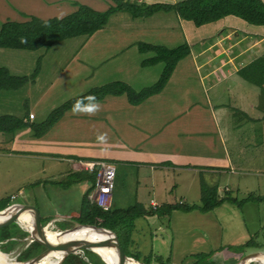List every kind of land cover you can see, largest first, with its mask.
Returning <instances> with one entry per match:
<instances>
[{
  "label": "crops",
  "instance_id": "obj_1",
  "mask_svg": "<svg viewBox=\"0 0 264 264\" xmlns=\"http://www.w3.org/2000/svg\"><path fill=\"white\" fill-rule=\"evenodd\" d=\"M33 1L38 6L44 4L42 0ZM131 1L153 3L158 0ZM86 3L100 10L97 0ZM8 10L4 0H0V12L10 14L4 17L0 15V23L6 20L24 21L31 17L30 13L18 6L14 13ZM229 17L235 16L228 15L203 25H214L210 33L213 39L207 40L197 52L190 51V54L179 60L161 92L149 96L141 103L131 105L124 95H108L97 102L100 110L95 115H75L71 109L65 111L41 137H35L28 127L6 137L9 150L14 154L9 151L4 154L11 161L14 157L22 159L21 162L15 161L27 166L22 180L31 190L41 189L43 195L49 182H55V188L61 192L76 190L77 200L72 207L66 208L61 216H54L52 220L46 219L50 213L43 207L39 209V221H55L58 229L74 222L72 219L78 215L82 195L90 183L82 181L62 187L59 182L71 172L85 170V163L91 161L136 163L135 194L139 197L152 195L150 207H153L152 204L186 203L184 197L178 201L177 197H172L173 190L169 184L171 178L176 181L177 195H188L193 190L194 194L196 192L200 196V179L216 186L219 191L222 188L218 186L219 182L233 175L250 173V170L255 171L257 176L259 173L264 175V76H253L263 82L259 86L247 81L239 73L240 69L264 55V25H256L259 29L249 34L233 33L221 29L224 25L221 22ZM176 18L179 26L187 27L186 23L181 22L182 19ZM79 52L56 71L57 75L52 81H44L41 95L48 94V98L40 96L26 108L25 113L18 112L20 116L27 115L30 121L40 122L63 101L97 85H93L96 73L87 71L93 64L80 60ZM3 66L10 73L15 70L17 75L22 74V65L19 63ZM40 72L30 85L38 81ZM254 72V69L249 70V75ZM64 74L67 76L61 85L63 90L52 92L54 81ZM116 79L127 84L133 81L126 79V76ZM77 82L79 89L75 86ZM25 86H29V83ZM58 96L60 100L55 102ZM34 109H42L39 120ZM100 134L107 135L106 142L97 140ZM154 163L163 165L156 166ZM11 177L15 178L13 173ZM18 188L17 194L4 198L9 199V207L17 201L18 196L24 195L21 187ZM224 189L230 190L227 185ZM24 196L14 208L20 212L18 216L29 212L18 209V205L33 206L38 211L32 192ZM158 198L160 200H156ZM135 202L141 203L139 200ZM42 204L44 206L45 201ZM234 204L223 202L208 212L199 209L188 212L172 210L166 216L150 214L137 217L127 245L129 256L136 255L140 262L147 258L149 263L154 264H183L181 261L184 264H197L199 255L213 253L209 257L216 255L220 257V262L227 264L239 256L235 254L236 246L253 239L252 235L259 229L248 226L244 214ZM244 212L250 218L252 211L245 206ZM262 212L264 214V209L260 211V216ZM29 218L31 216H19V227L23 222L22 227L27 228ZM14 222L9 223H17ZM152 224H157L155 229H151ZM1 235V238L17 239V233L9 237L3 232Z\"/></svg>",
  "mask_w": 264,
  "mask_h": 264
},
{
  "label": "rangeland",
  "instance_id": "obj_2",
  "mask_svg": "<svg viewBox=\"0 0 264 264\" xmlns=\"http://www.w3.org/2000/svg\"><path fill=\"white\" fill-rule=\"evenodd\" d=\"M88 1L90 0H42L44 4L40 6H38L33 0H18V2H16V0H4V3L9 9L8 11L13 13L14 11H17L18 6L25 12L30 13L31 16L52 18L63 17L69 14L75 9L76 5L79 4H85L89 6V4L86 3ZM175 1L178 0H164V2ZM144 3L149 4V2L147 1H145ZM97 4V7L100 10H105L114 5L115 2H113L112 0H97ZM0 15L2 17L10 16V14L7 12H0ZM181 22L186 23L187 27L179 26L180 24L178 23L174 11H160L157 13L155 12L150 16L134 18L128 11L120 10L111 14L106 25L101 30L95 32L88 39L86 36H76L56 43L50 48H40L33 51L0 48V66L11 63H19L22 65V69L20 70V72H22L21 75H30L38 63L39 71L34 80L41 70L39 79L34 84L30 85V82H33V80L28 82L29 86L24 85L25 87L23 86V88H19L16 90L0 91V115L8 113L23 117L20 116L18 112H20V114L25 113L26 108L40 96H43V98L47 99L48 94L41 95L42 85L45 84L44 81H52L57 75L56 71L58 72L62 67L66 65V62L74 58L77 51H80L78 53L80 60H86L93 64L87 69L89 73H96L93 85L97 84L96 86H100L102 84L117 81L116 78H125V76L126 79L134 81L129 82V85L136 91L142 89L146 85L155 83L162 70L163 63H158L155 65L142 64V61L144 59L152 57L154 53L152 51L141 52L138 49V42L143 41L146 43L159 44L168 48H173L178 45L188 43V45L192 46L190 51L197 52L202 48V46L205 45V42L207 40L213 39L210 33L214 25L197 27L191 21L181 20ZM222 23L224 25L221 27V29L224 28L225 30L232 31L233 33L239 32L240 34H249L259 29L258 26L249 24L236 16L229 17L227 18V20H223L221 24ZM186 36L187 41L185 40ZM193 71L194 69L191 70V74H193ZM71 72L73 73L74 71ZM11 73L17 75V73H15V70ZM65 76H67V74H64L63 76L60 75V77H58V79L54 81L51 90L52 92L57 91L58 89L63 90V86L61 85L65 83ZM75 86L77 89L80 88L78 82L75 84ZM54 94H56V92L53 93V95ZM58 98L59 96L54 101L57 102L58 100H60ZM41 110L42 109H34L37 120L41 118L39 116V112ZM9 134L10 133L0 132V135H3L0 136V200L4 199L7 196L9 197L11 194H17V191L19 190L18 187H21L20 189L22 190L24 195L26 193L32 192V195L35 198L34 204L38 207V211L33 206L31 207V210L35 211L37 215L40 211L39 209H43L44 207L50 213V217L46 219H51L54 216H61V213H63L66 208L70 206L72 207L74 201L77 200L76 190L61 192L60 190L55 188V182H49V185H47L43 190V195L41 189L31 190L29 188L30 186L24 180H22L25 171H27V166L24 163L15 161L19 160L21 162L22 159L14 157L11 161V159L7 158V155L4 154L6 151L14 154L9 150V142L8 138H6L9 136ZM111 162H113L116 170L114 188L112 193L113 204L111 203V206L127 207L133 204L135 201L139 200L144 206L150 207L149 201L152 198V195L144 194L142 197H139V195L137 196L135 194V179L137 176L138 165L136 163L121 162L118 160ZM154 165L156 164L154 163ZM237 172L239 173V171ZM12 173L13 177L15 178L11 177ZM254 173L255 171L251 170L250 173L242 172L239 173L240 175H233L232 178H227L223 182L220 181L221 183L219 182L218 185L222 186V188L220 187L219 189L220 193L225 190V185L228 186V189H230V193L237 199L238 202H236L234 205L241 211L242 214H244L245 221L249 222L248 226L252 228H259L257 233L252 235L254 239L253 241L257 243V247L252 246L247 248L246 253L243 254L242 257L252 252H261L262 254H264V214L262 212L261 216L259 215L260 211L264 209V201L256 202L249 199H246L247 201L243 200L247 196L251 195L255 197H264V175L263 173H259V176H257ZM203 178L207 179V176H203ZM201 180L203 179H200L199 182H201ZM207 180L209 182H212L211 179ZM175 182L176 181H174L172 178L169 180L170 188H172L173 190L172 197H177L176 201L184 197L185 202L188 204L200 203L199 194H196V192L194 194L193 190L188 195H177ZM22 192H19V194H22ZM24 195L18 196L16 198L17 201H15V203L11 207L5 208V210L15 211V205L21 203L20 201L22 200L20 199L22 197H26ZM41 200L45 201L46 204L44 206ZM156 200L160 199L158 198ZM258 205H260L259 208ZM245 206L252 211L250 218H248L244 212ZM78 212L79 211H77V213ZM19 216L22 218H26L27 216L31 215L29 212H23ZM259 216L262 218L261 222L259 220ZM5 217V215L0 214V220L4 219ZM44 220H40V225L42 227L55 223V221L45 223ZM28 221L29 223L27 228L22 227V225L20 227L22 231H25L27 233V236L18 238V242L16 241L17 243H15L7 253L3 252L9 257H12V261L14 262H19L16 260V258L21 252L22 256L24 255L23 251L26 247V244H28L26 243V239L29 238L28 234L30 232L28 230L32 229V226H30L32 225V216L28 219ZM16 224L18 225V223ZM22 224L24 223L22 222ZM70 224L67 223L65 227H67V225V228L72 227L73 223L70 222ZM152 225L153 226L151 227V229H155L157 226V224ZM61 227L64 228L63 226ZM47 240L51 243L53 241L52 238ZM39 244L44 246L42 243ZM2 249L5 250L8 249V247H2ZM83 251L77 253H80V255H82ZM51 253L49 252V254ZM92 253L94 252L87 249L84 252L85 257L83 256V259L85 261L87 260V262L90 264H103V259L97 254ZM235 254L237 257L238 255L240 256L241 253L236 251ZM239 256L231 261L229 260L227 264H235L238 259L242 258H239ZM126 257L129 259L128 262H133V260L130 259V256L126 255ZM198 258H200V263L202 264H225L224 261L220 262V257L216 255H212L211 257L206 255L204 256V258H202V255H200ZM263 259L264 255H261L260 258L255 256L251 260H246V262H251V264H261L258 261H252ZM60 262L61 260L58 262V264ZM103 262L104 264H107L105 263V261ZM181 262L184 264L183 261Z\"/></svg>",
  "mask_w": 264,
  "mask_h": 264
},
{
  "label": "trees",
  "instance_id": "obj_3",
  "mask_svg": "<svg viewBox=\"0 0 264 264\" xmlns=\"http://www.w3.org/2000/svg\"><path fill=\"white\" fill-rule=\"evenodd\" d=\"M112 1L115 2V4L105 10H96L88 5L79 4L76 5L72 12L63 17L39 18L31 16L24 21L6 20L1 22L0 48L33 51L40 48H50L56 43L76 36H86L88 38L106 25L111 14L120 10L128 11L134 18L150 16L153 13L160 11H174L178 18L191 21L197 27L216 22L228 15L236 16L249 24L258 26L264 25L263 0H178L176 2L157 1L149 4L144 2L137 3L131 0ZM22 39L26 40L27 43H22ZM138 49L141 52L152 51L154 53L152 57L144 59L142 64L155 65L163 63L162 70L155 83L147 85L138 91L134 90L126 82L119 80L91 87L89 90L71 97L57 105L49 112L47 117L40 122L30 121V116L28 117L27 115L19 117L8 113L1 114L0 132L15 133L20 129L28 127L32 130L35 137H41L62 117L65 111L73 108V104L78 99L82 97L86 98L89 95H95L97 98L96 102H101L108 95H125L130 104H139L149 96L161 92L168 82L178 61L190 54L191 45L184 43L173 48H168L159 44L140 41L138 42ZM263 67L264 55L256 58L250 64L240 69L239 73L244 79L252 84L262 86L263 82L259 79L253 78V76H264ZM251 69H254L255 72L249 75V70ZM38 71V63L30 75L12 74L6 67L1 66L0 91L22 88L28 82L34 80ZM160 165L163 164H156V166ZM82 181L89 182L90 186L82 195L78 215L72 220L80 224L91 225L96 228L113 231L118 237L122 249L128 256L129 252L127 250V245L134 225V220L137 217L150 214H156L158 216L163 214L168 215L172 210H182L188 212L193 209H199L201 212H208L222 204L224 201L233 203L237 202V199L230 193V190H225L220 193L216 186L209 185L204 180H201L199 204H187L182 202L163 203L160 206L152 204L153 207L146 209L141 203L134 202L127 207L111 206L108 210H102L92 199L89 198V194L91 195V192L96 186L95 170L88 171L85 169L71 172L59 183L62 187H68ZM7 199L0 200V211L9 205V199ZM246 199L256 202L264 201L263 196L255 197L251 195L247 196L243 200L245 201ZM13 225H16L15 228H13ZM17 227H19V225L13 223H7L3 225V227H0V233L2 234L3 232L5 235H8V237L17 233V235H15L17 236V239L14 240L5 237H3L5 238L3 239L1 238L3 235L0 234V250L2 252L7 253L12 246L18 242V238L27 236L25 231H22L20 227L17 229ZM65 228L67 227L62 229ZM98 234L107 238L106 233L98 231ZM252 246L257 247V243L254 242L253 239H250L244 244L236 246L235 251L241 253L239 256L240 258L246 253L247 248ZM2 247H8V249L3 250ZM105 248L110 252L115 253L113 247L109 246ZM44 249L45 247L39 244L38 241L33 240L30 244L26 245L23 251L24 255L22 256L21 252L17 256L16 260L19 262L26 261ZM86 250L87 249H84L82 255H80V253H71L66 255L59 264H90L87 260L85 261L83 259V256L85 257L84 252ZM92 254L97 253L94 252ZM211 254L213 253H209L207 255L210 256ZM130 256L134 260L139 261V257L136 255ZM204 256L206 255H202V258H204ZM102 263L104 264L103 261ZM142 263L150 264L149 259L147 258L144 259ZM196 263L202 264L200 263V258Z\"/></svg>",
  "mask_w": 264,
  "mask_h": 264
},
{
  "label": "water",
  "instance_id": "obj_4",
  "mask_svg": "<svg viewBox=\"0 0 264 264\" xmlns=\"http://www.w3.org/2000/svg\"><path fill=\"white\" fill-rule=\"evenodd\" d=\"M9 206H7L6 208H8ZM17 207H19L18 209L22 208L24 210L29 211L31 216H32V224L33 225H32V229L28 230L30 232L28 234V237L32 238L33 240L38 241L39 243H42L46 247L43 251L38 253L36 256H34V257H32L26 261L16 262L17 264H39V262H40L39 260L43 256H45L46 254H48L50 249H55V251L62 253L61 258L59 259V261H60L68 254L77 253L80 251L82 252L84 249H88L89 247H93V246H107V247L110 246V247H113L115 250V254H116V264H126V263L129 264V262H128L129 259L126 257V254L124 253V250L122 249V247L120 245L118 237L116 236V234L113 231L103 229V228H96L95 226H91V225H84V224H80L77 222H73V225L71 228L61 230L58 233L59 234L58 238H61V241L53 244L47 240V237H46V234L44 231V227H42L40 225L38 215L35 211L31 210V206L18 205ZM19 213L20 212L18 210L8 211V210H5V208L3 210H1L0 214L5 215L6 217L4 219L0 220V226L5 225L11 221H18V218H19L18 214ZM79 229H89L90 231H92L94 233H98V231H100V232L106 233L107 238H105L101 241H92V240H89L87 238H78V239H73V240H69V241H66L64 239L67 234L77 232V231H79ZM97 254L103 259V261H105V259L103 258V256L100 253H97ZM261 255H264V254H262L261 252L248 253L245 256H243L242 258H240L235 264H241L243 261L251 260L255 256L260 258ZM130 259H132L134 262L136 261L132 257ZM58 262L56 264H58ZM136 262L144 264V263L139 262V261H136ZM105 263H107V262L105 261Z\"/></svg>",
  "mask_w": 264,
  "mask_h": 264
},
{
  "label": "bare ground",
  "instance_id": "obj_5",
  "mask_svg": "<svg viewBox=\"0 0 264 264\" xmlns=\"http://www.w3.org/2000/svg\"><path fill=\"white\" fill-rule=\"evenodd\" d=\"M56 226L57 225L55 223L54 224L52 223V224H49V225L44 227V231H45L47 239L52 238L53 244L61 241V238H58V235H59L58 233L61 230H64V229H57ZM69 228H71V227H69ZM69 228H65V229H69ZM78 238H87V239L92 240V241H101V240L105 239L104 236H102L98 233H94V232L90 231L89 229H79V231H77V232L67 234L64 239L66 241H69V240L78 239ZM31 241H33L32 238L26 239V243H28V244H30ZM28 244H26V245H28ZM105 247H107V246H93V247H89L88 249L92 252L100 253L103 256V258L105 259V261L107 262V264H116V254L110 252ZM49 252L50 253L53 252V253L49 254ZM49 252H48V254H46L45 256H43L39 260L40 261L39 264H55L58 261V259L62 256V253L55 251V249H50ZM114 252H115V250H114ZM256 261H258L261 264H264V260H254L252 262H256ZM0 264H17V263L12 261V257H9L8 255L4 254L0 250ZM131 264H141V263L131 262ZM241 264H251V262H246V261L244 262L243 261Z\"/></svg>",
  "mask_w": 264,
  "mask_h": 264
},
{
  "label": "built area",
  "instance_id": "obj_6",
  "mask_svg": "<svg viewBox=\"0 0 264 264\" xmlns=\"http://www.w3.org/2000/svg\"><path fill=\"white\" fill-rule=\"evenodd\" d=\"M85 169L96 171V186L89 198L102 210L110 209L116 172L114 164L108 161L87 162ZM135 263L138 262L135 261Z\"/></svg>",
  "mask_w": 264,
  "mask_h": 264
},
{
  "label": "clouds",
  "instance_id": "obj_7",
  "mask_svg": "<svg viewBox=\"0 0 264 264\" xmlns=\"http://www.w3.org/2000/svg\"><path fill=\"white\" fill-rule=\"evenodd\" d=\"M22 43H27L26 40L22 39ZM97 98L95 95H89L86 98H80L73 104V114L79 115V114H86V115H95L100 110L99 103L96 102ZM97 140L101 143H104L107 141V135L106 134H100L97 137Z\"/></svg>",
  "mask_w": 264,
  "mask_h": 264
}]
</instances>
